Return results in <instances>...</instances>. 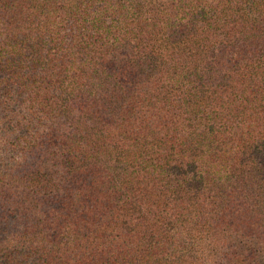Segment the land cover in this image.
I'll return each mask as SVG.
<instances>
[{"label":"trees","instance_id":"1","mask_svg":"<svg viewBox=\"0 0 264 264\" xmlns=\"http://www.w3.org/2000/svg\"><path fill=\"white\" fill-rule=\"evenodd\" d=\"M0 264H264V0H0Z\"/></svg>","mask_w":264,"mask_h":264}]
</instances>
